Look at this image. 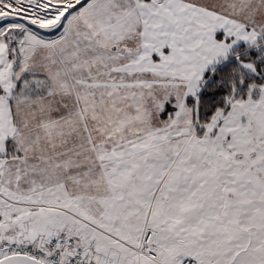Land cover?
<instances>
[{
    "label": "snow or ice",
    "instance_id": "obj_1",
    "mask_svg": "<svg viewBox=\"0 0 264 264\" xmlns=\"http://www.w3.org/2000/svg\"><path fill=\"white\" fill-rule=\"evenodd\" d=\"M0 264H264V0H0Z\"/></svg>",
    "mask_w": 264,
    "mask_h": 264
}]
</instances>
